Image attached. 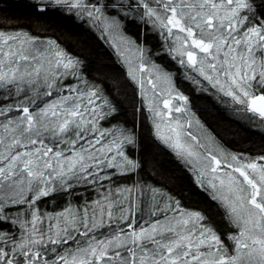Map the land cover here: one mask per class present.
<instances>
[{"label": "snow or ice", "instance_id": "snow-or-ice-1", "mask_svg": "<svg viewBox=\"0 0 264 264\" xmlns=\"http://www.w3.org/2000/svg\"><path fill=\"white\" fill-rule=\"evenodd\" d=\"M30 6L107 45L139 97L133 116L147 112L153 146L208 208L141 176L136 124L85 58L59 37L0 29V264H264V147L226 145L175 83L181 75L264 136V0Z\"/></svg>", "mask_w": 264, "mask_h": 264}, {"label": "trees", "instance_id": "trees-1", "mask_svg": "<svg viewBox=\"0 0 264 264\" xmlns=\"http://www.w3.org/2000/svg\"><path fill=\"white\" fill-rule=\"evenodd\" d=\"M32 2L33 0H3L0 3V29H25L44 37H59L71 51L85 58L93 69L92 75L103 81L105 88L119 103L121 119L127 120L129 125L136 124L144 145L142 158L146 161L141 176L150 183L175 193L189 208L207 209L208 201L192 188L187 174L180 171L171 154L153 146L150 136L152 125L150 120L146 119L147 112L133 116V109L140 106L139 97L133 95V89L127 86L120 66L114 63L115 57L111 55L107 45L70 20L58 16L38 17L30 6ZM45 27L48 30L42 31ZM180 77L182 76H176V83ZM183 82H178V85L188 97L189 104L192 107L195 105L200 119L209 125L226 145L235 151H244L251 155L257 154L261 147H264V136L242 124L240 117L233 115L225 105L213 100L209 93L194 92L189 81ZM232 125L231 129H227V126ZM241 132L244 137L239 136ZM210 214L214 220H218L214 213Z\"/></svg>", "mask_w": 264, "mask_h": 264}, {"label": "rangeland", "instance_id": "rangeland-1", "mask_svg": "<svg viewBox=\"0 0 264 264\" xmlns=\"http://www.w3.org/2000/svg\"><path fill=\"white\" fill-rule=\"evenodd\" d=\"M184 80H183V77H180V78H178V82H180V83H184L183 82ZM178 82L176 83V85H177V87L179 88V91H181L182 92V90H181V88L179 87V85H178ZM192 85V84H191ZM160 87L161 88H163V87H165V85H163V84H161L160 85ZM192 89H194V92H198L199 90L198 89H196L193 85H192ZM183 93V92H182ZM206 93V92H205ZM184 94V93H183ZM185 95V94H184ZM148 96L150 97L151 96V93L149 92L148 93ZM186 96V95H185ZM174 103H175V101H174ZM160 108H163V104H162V99H161V102H160ZM188 106H189V108L191 109V112H193V113H195V115H196V117H198L199 119H200V117L198 116V114H197V112H196V107H195V105H193V107L189 104V102H188ZM166 111V110H165ZM201 120V119H200ZM150 123H151V121H150ZM233 127V125L232 126H227V129H231ZM239 136L240 137H244V134H243V132H241L240 134H239ZM246 154V153H245Z\"/></svg>", "mask_w": 264, "mask_h": 264}]
</instances>
